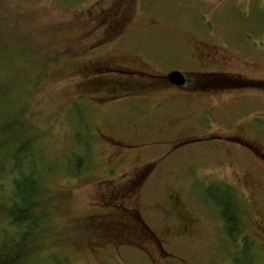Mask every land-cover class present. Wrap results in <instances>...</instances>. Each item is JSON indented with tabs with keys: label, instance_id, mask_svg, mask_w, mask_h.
<instances>
[{
	"label": "rangeland",
	"instance_id": "1",
	"mask_svg": "<svg viewBox=\"0 0 264 264\" xmlns=\"http://www.w3.org/2000/svg\"><path fill=\"white\" fill-rule=\"evenodd\" d=\"M172 70L227 85L177 90ZM27 143L47 219L24 264H264V0H0V246ZM124 205L141 244L108 247Z\"/></svg>",
	"mask_w": 264,
	"mask_h": 264
},
{
	"label": "trees",
	"instance_id": "2",
	"mask_svg": "<svg viewBox=\"0 0 264 264\" xmlns=\"http://www.w3.org/2000/svg\"><path fill=\"white\" fill-rule=\"evenodd\" d=\"M0 144V149H1ZM30 146L24 144L19 149V154L25 157L29 163V168L25 169L22 160L17 158V175L14 177V192L12 203L5 208L10 225L14 227L17 237L14 240L5 242L0 246V264H24L28 258L32 246L43 233L42 223L47 219L46 214H42L41 206L44 199L42 195L46 192L43 186V177L40 168V158H32L29 155ZM3 163V160H2ZM221 189V188H219ZM220 198L214 199L215 205L220 209V214L225 223L227 236L234 239V235L243 232L244 223L236 199L228 189H222ZM41 197V198H40ZM245 246L251 241L245 235L243 237ZM251 245V244H250ZM32 247V248H31ZM14 254V258L11 255Z\"/></svg>",
	"mask_w": 264,
	"mask_h": 264
},
{
	"label": "flooded vegetation",
	"instance_id": "3",
	"mask_svg": "<svg viewBox=\"0 0 264 264\" xmlns=\"http://www.w3.org/2000/svg\"><path fill=\"white\" fill-rule=\"evenodd\" d=\"M122 24H124V21H123ZM100 26L101 25H99V27ZM119 34H120V31L115 32L113 35L108 33L107 37L112 39V38H116L117 36H119ZM96 68L105 69V68H125V67L118 66V65H116V66L103 65V67H99V64L93 63V64L90 65V67L88 69V72L91 71V70H95ZM126 69H128V68H126ZM169 74L166 75V81H167L166 83H168L171 87H173V88H175L177 90H185L186 88L189 87V84H191L192 87L194 85L195 88H197L198 86L202 85V87L208 88L209 90L210 89L211 90L212 89H220L221 86H226L227 85L226 83H222L220 80L217 81V82H215V81H213V82H203L202 84H200L198 82V79H196V78H195V80L188 79V77L185 75V73H183L185 78H186V82H185L184 85L178 86L176 84H173L169 80ZM108 80H109L108 78H104L103 80H101L102 88H104L106 90V92L113 91L112 87L118 89L119 87L125 86L127 84H130L131 87H133L134 89H137L136 93H138L139 91H145V90L150 88V87H148V85H143L140 82L139 83H137V82L136 83H128L126 81H114V80H110L113 83L112 87L107 88V87H105L103 85V83H107ZM193 89H194V87H193ZM103 96L105 97V96H107V94L103 95ZM109 101L114 102V100H112L110 97H109ZM207 120H208V118H207ZM93 137H97V136L93 135ZM100 137H103V139H105V140H109V141L111 140V138L107 137V136L101 135ZM138 172H139V170L136 171V173H138ZM137 178H138V174H137ZM141 182H139V181L138 182H132L131 185L128 187V189L130 190L128 194H122V193H120L119 190H115V191L111 192L112 193L111 195H109V194L108 195L111 196V197H115L116 196V198L118 200H121V201L125 202L127 199L134 197L135 192L137 191V189H138V187H139ZM123 198H126V199H123ZM123 208L128 212V213L125 212L126 213L125 216H128V221L125 222V220H124V221L115 223L116 224V226L114 227L115 237H114L113 240H108V242H107L108 247L119 249V248H122V247L127 248L129 245H135L136 246V243L137 244L140 243L139 239H142V237H143V232H142V234L140 236H136V235H134L135 231L132 230V228L135 226L132 223L134 222V223L138 224L137 220L135 219V217H136L135 214H138V211L135 210L134 208L133 209H131V208L129 209L125 205H124ZM139 226L136 228L137 231H139V229L142 228L141 225H139ZM146 236H148V235L146 234Z\"/></svg>",
	"mask_w": 264,
	"mask_h": 264
},
{
	"label": "water",
	"instance_id": "4",
	"mask_svg": "<svg viewBox=\"0 0 264 264\" xmlns=\"http://www.w3.org/2000/svg\"><path fill=\"white\" fill-rule=\"evenodd\" d=\"M169 80L178 86H182L186 82L184 74L179 70H174L169 74Z\"/></svg>",
	"mask_w": 264,
	"mask_h": 264
}]
</instances>
